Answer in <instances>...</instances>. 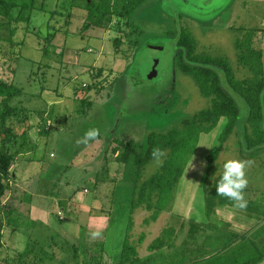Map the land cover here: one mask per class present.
Wrapping results in <instances>:
<instances>
[{"label": "rangeland", "instance_id": "rangeland-1", "mask_svg": "<svg viewBox=\"0 0 264 264\" xmlns=\"http://www.w3.org/2000/svg\"><path fill=\"white\" fill-rule=\"evenodd\" d=\"M39 2L47 12L38 13L36 28L28 30L15 72L3 63L19 47L4 39L9 25H0V77L21 86L14 102L28 117L16 127L18 142L8 146L15 162L0 208V264H84L86 255L96 256L86 264H120L126 241L141 264H196L218 252L225 238L245 234L227 228L224 217L206 214L207 156L219 145L225 117L201 133L174 197L156 220L142 206L129 227L134 184L117 156L119 142L146 147L151 132L182 127L185 118L211 106V98L177 66L184 32L196 37L198 51L227 57L238 78L251 75L240 65L236 40L256 32L254 41L264 49V0H143L132 19L139 32L132 34L126 20L115 16L108 26L84 28L85 0ZM156 60L157 75L150 78ZM220 72L243 119L246 101ZM40 122L51 130L41 133ZM90 128L98 136L81 142ZM167 153L146 165L141 182L160 169ZM245 172L248 190L260 193L264 162ZM166 233L173 246L149 250ZM29 243L34 253L22 256Z\"/></svg>", "mask_w": 264, "mask_h": 264}, {"label": "trees", "instance_id": "trees-1", "mask_svg": "<svg viewBox=\"0 0 264 264\" xmlns=\"http://www.w3.org/2000/svg\"><path fill=\"white\" fill-rule=\"evenodd\" d=\"M142 1L85 0L88 14L83 27L88 28L93 24L95 26H108L112 17L115 16L126 20L131 34L138 33L139 28L132 25V19L134 11ZM44 12H47L46 7L42 6L39 0H0V25H9V37L4 39L10 44L16 41L19 47L16 54H12L13 57L4 58L3 65L5 64L13 72L17 70L21 57L20 51L25 44L28 30L36 28V16L39 13L41 17H44ZM2 18L7 20L2 22ZM253 33H250L244 40H236L240 65L248 68L251 73V75L242 78L236 76L227 57H215L198 51L197 39L190 30L180 36L177 66L182 72L193 77L201 93L205 97L211 98L212 103L210 107L201 110L194 116L185 118L182 121V127H174L163 133L151 132L148 135L146 147L139 148L133 141L119 142L120 153L117 160L119 163L127 165V172L131 173L134 184L129 227L133 223V214L142 206L152 210L151 217L153 220L158 218L174 197L175 187L184 173L185 160L190 152L194 151L201 133L212 131L223 117L226 118V124L219 137V145L207 156L206 214L211 216L217 208L235 203L216 192L215 184L220 178L221 172H218L215 167L223 146L234 133L238 134L235 140L239 143L242 153L254 156L260 149L264 148V49L263 44H256L254 39L257 33ZM261 39L263 41V38ZM116 41L121 42L119 38H116ZM134 43L137 45L139 41L134 40ZM45 52L47 53V49ZM220 71L225 72L229 87L246 101L247 109H245L246 113L243 119L241 107L231 91L225 86ZM101 74L100 70L94 78L96 79ZM22 94L21 86L0 77L1 203L10 189V178L14 175L11 167L15 162V155L8 151V146L18 142L22 134L16 127L19 123L24 124L28 120V117L26 119L24 117L25 108L18 104L19 101L14 102ZM40 124L43 123L40 122ZM40 128L42 133H48L52 127L50 125L47 128V124H44ZM157 151L159 154L154 155V152ZM166 151L168 153L160 169L141 182L146 165ZM103 168L105 170L107 167L104 166ZM98 185L96 183V187ZM165 231L170 233L169 230ZM167 238V233L158 236L152 244H149V250H162L164 247H172L173 245ZM126 243L127 241L124 243L120 264H141V257L137 255V251H134V248L128 244L125 246ZM33 247L34 245L29 243L22 256H25V253H34L31 251L34 249ZM220 247L218 252L201 262L198 261L196 264H264V221L250 232L242 235L234 233L233 236L225 238ZM130 251H134V254L131 255ZM35 253L38 254L36 251ZM160 255L162 256L163 253ZM95 258L86 255L83 258L84 264L93 263ZM148 258H151V255ZM99 260L100 258H98Z\"/></svg>", "mask_w": 264, "mask_h": 264}, {"label": "crops", "instance_id": "crops-1", "mask_svg": "<svg viewBox=\"0 0 264 264\" xmlns=\"http://www.w3.org/2000/svg\"><path fill=\"white\" fill-rule=\"evenodd\" d=\"M43 125L44 123L38 125L39 130ZM29 131L30 130L28 129V131L24 133V137L28 135ZM230 141L225 150L221 152V155L216 162L215 169L218 172H222L223 163L226 159L230 158H238L246 161L247 166L245 169L252 165L253 168H256L257 165H261L264 162V148L260 149L256 155L248 156L247 154L242 153L240 148L236 147L235 142L237 141L235 139L232 140V142ZM244 198L247 201L246 208H238L235 206V203L233 205H224L219 207L212 216H214V218H217L218 216L224 217L225 219L223 220L226 221L225 225L227 228L232 229L233 227L235 231L244 233L252 231L264 221V188L260 189V193L257 192L253 195L251 191L248 190V187H246Z\"/></svg>", "mask_w": 264, "mask_h": 264}, {"label": "clouds", "instance_id": "clouds-1", "mask_svg": "<svg viewBox=\"0 0 264 264\" xmlns=\"http://www.w3.org/2000/svg\"><path fill=\"white\" fill-rule=\"evenodd\" d=\"M98 130L90 128L86 131L81 142L87 143L89 140L98 136ZM158 151L154 155H158ZM247 162L238 158L226 159L222 166L220 178L215 184L216 192L235 202V206L241 209L247 207V201L244 198V189L247 187L248 180L245 168Z\"/></svg>", "mask_w": 264, "mask_h": 264}, {"label": "water", "instance_id": "water-1", "mask_svg": "<svg viewBox=\"0 0 264 264\" xmlns=\"http://www.w3.org/2000/svg\"><path fill=\"white\" fill-rule=\"evenodd\" d=\"M153 48H163L162 45H151ZM159 60L155 61V65L153 66V72L150 74V78H154L157 75L156 66Z\"/></svg>", "mask_w": 264, "mask_h": 264}, {"label": "built area", "instance_id": "built-area-1", "mask_svg": "<svg viewBox=\"0 0 264 264\" xmlns=\"http://www.w3.org/2000/svg\"><path fill=\"white\" fill-rule=\"evenodd\" d=\"M50 126V123L47 124V128ZM3 204L0 202V208Z\"/></svg>", "mask_w": 264, "mask_h": 264}]
</instances>
